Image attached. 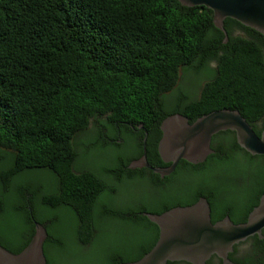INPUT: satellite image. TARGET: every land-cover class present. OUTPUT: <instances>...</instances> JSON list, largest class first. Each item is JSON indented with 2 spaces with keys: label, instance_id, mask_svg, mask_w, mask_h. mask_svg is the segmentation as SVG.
Segmentation results:
<instances>
[{
  "label": "trees",
  "instance_id": "1",
  "mask_svg": "<svg viewBox=\"0 0 264 264\" xmlns=\"http://www.w3.org/2000/svg\"><path fill=\"white\" fill-rule=\"evenodd\" d=\"M224 27L227 38L211 9L178 0H0V244L19 253L37 220L48 231V264H66L57 256L69 245L78 251L75 260L123 264L143 257L158 240V225L139 213L145 206L161 214L205 197L214 223L227 215L245 222L264 194V155L245 150L234 131L213 136L214 152L204 162L182 159L165 180L151 172L157 179L151 183L169 191L151 187L142 206L140 198L122 204L124 191L113 195L117 170L99 174L79 163L78 136L93 119L127 127L136 155L148 134L152 165H165L161 125L176 113L193 122L237 109L260 136L264 34L232 18ZM203 80L197 97L191 84ZM49 175L55 185L37 188V176ZM262 234L235 245L229 258L264 264Z\"/></svg>",
  "mask_w": 264,
  "mask_h": 264
},
{
  "label": "water",
  "instance_id": "2",
  "mask_svg": "<svg viewBox=\"0 0 264 264\" xmlns=\"http://www.w3.org/2000/svg\"><path fill=\"white\" fill-rule=\"evenodd\" d=\"M183 6H205L213 11L217 28L228 33L224 21L232 18L243 25L264 34V0H178ZM142 126H140L141 128ZM159 153L168 167H153L147 159V135L144 138V154L134 167L145 166L162 176L170 175L182 160L204 162L214 152L211 147L215 134L231 130L240 146L253 155H264V128L259 136L252 125L237 109L223 108L198 117L195 121L176 113L164 119ZM159 227V237L153 248L136 261L123 264H169L187 261L206 264L213 256L223 264H235L229 254L235 245L251 236L263 237L264 194L245 222L235 223L229 215L212 221L211 206L207 198L196 203L173 207L161 214H145ZM48 231L35 220V233L28 245L19 253H13L0 244V264H48L44 244Z\"/></svg>",
  "mask_w": 264,
  "mask_h": 264
},
{
  "label": "flooded vegetation",
  "instance_id": "3",
  "mask_svg": "<svg viewBox=\"0 0 264 264\" xmlns=\"http://www.w3.org/2000/svg\"><path fill=\"white\" fill-rule=\"evenodd\" d=\"M107 123L102 122V120H99V119H97V120L93 119L91 121L90 126L95 125V128L99 127L100 136H99V139L94 140L90 144V146H89L90 151L88 153V155H89L88 157H90L91 154L97 149L108 150L112 147H117L119 149L123 148V147L134 148L133 147V142H134L133 135L127 132V127L123 128L120 123H117L114 121L113 122L107 121ZM123 129H125L126 133H124ZM146 153H147V151H146ZM143 154H144V151L142 154H138V155H136L134 153V151H132V152L126 154V157H123L124 155H120L118 157L119 158V164H120L119 167H116L114 165L115 162L113 163V161L110 158H107V159L104 158L100 161H98V159H97L98 162L97 161L94 162V164L91 166H85V167L83 166L81 168L93 169L96 172H99V174L100 173L105 174L104 171L111 172V171L117 170L119 175H120V179L118 181H116L115 184L112 186V190L114 193L113 195H116V196L119 195V193H122L124 191L123 188L125 186H128V185L134 183L132 181L137 180L138 176L142 177V178L138 177V180H141L143 182H145V181L149 182L148 180L150 179L151 180L150 183H147V182L146 183L149 184L150 187H152L153 189H156L158 192L164 191V190L169 191L166 188V185L164 186V188H162L163 186L154 184L155 180H157V179L151 173V172H154L151 168H148L145 166L134 167V165L140 161ZM147 159H148V154H147ZM148 162H149V160H148ZM163 162L165 163V165L162 164V162H159V164H156V165H152L150 162H149V164L152 165L153 167H168L171 165V162H165V161H163ZM176 168H177V166H176ZM176 168L170 175H167V176H162L161 174L156 173V172H155V174L159 175V180H165L166 178L171 176L176 171ZM144 178H147V180H145ZM152 181H154V183H151ZM143 201H144V197L140 198L139 203L137 205L142 206L141 202H143ZM118 206H119L118 210L123 211V209L121 208L122 206L120 204ZM125 209H129V208L127 207ZM29 210L32 213V207L31 206H29ZM139 213L142 215H145L146 213H150V212L148 211V207L145 206V209L140 210ZM232 252H230V254ZM211 259L212 260L214 259L213 264H223L221 258H219L218 256H213Z\"/></svg>",
  "mask_w": 264,
  "mask_h": 264
},
{
  "label": "rangeland",
  "instance_id": "4",
  "mask_svg": "<svg viewBox=\"0 0 264 264\" xmlns=\"http://www.w3.org/2000/svg\"><path fill=\"white\" fill-rule=\"evenodd\" d=\"M184 81V80H183ZM181 81L179 83V85H182L183 82ZM205 84V80L199 82V83H194L193 86L191 84V87H192V92L195 93V95L198 97L201 93V90H202V87L203 85ZM184 89H190V85L189 83L187 82V84H184ZM172 93H169V95H171ZM176 96V95H174ZM98 134V129L95 128V125L94 126H90L87 130V132L85 133H82L78 136V140H79V150L81 152L80 156H79V163L80 165H83L84 167L85 166H91L94 164V162L97 161H100L104 158H110L113 163L116 162V159L120 156V155H126L133 150V148H130V147H123V148H117V147H112L108 150H102V149H97L95 150L90 157L86 156L84 154V152L89 149V146L90 144L93 142L94 140V137H96ZM90 151V150H89ZM88 151V152H89ZM93 161V162H92ZM97 161V162H98ZM35 183H37V188H40V186H43L44 183H48L51 188L52 186L55 185V178L51 175L49 176H37V181L34 180ZM49 188L47 190V192L51 189ZM153 193V190L150 186H148V184L146 182H143V181H135L134 183L126 186V189L124 190L123 194L120 195V200H121V203L122 204H125V203H131L133 202L134 200L138 199V198H142L146 195H150ZM32 194V191H28V195H31ZM44 213H45V216L48 220H52L54 218V214L47 208V209H44ZM243 247H241V251H243L242 249ZM66 253H62V255H58L57 256V262H63L66 264L67 261L71 262L72 264L76 263V262H79L77 264H89L90 261L88 260H83V261H79L80 259L78 260H75L74 259V255L78 252V251H74V247L72 245H69L67 250L65 251ZM67 257V258H66Z\"/></svg>",
  "mask_w": 264,
  "mask_h": 264
}]
</instances>
